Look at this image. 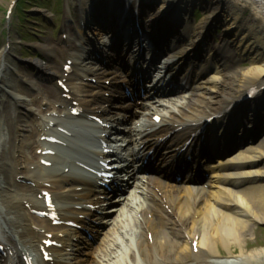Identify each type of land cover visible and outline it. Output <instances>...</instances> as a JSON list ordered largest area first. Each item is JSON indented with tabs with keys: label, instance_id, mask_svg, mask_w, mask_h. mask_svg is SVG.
Masks as SVG:
<instances>
[{
	"label": "bare ground",
	"instance_id": "obj_1",
	"mask_svg": "<svg viewBox=\"0 0 264 264\" xmlns=\"http://www.w3.org/2000/svg\"><path fill=\"white\" fill-rule=\"evenodd\" d=\"M133 1L129 4L125 3V0H81L84 8H81V13L84 10L85 15L92 18V23L88 21L90 25L87 27V32H82L78 22H75L80 39L77 40L78 44L71 43L70 46L75 50L83 48L85 42L94 34L100 38L117 34L127 42H130V39L141 42L139 35L130 33L128 29V24L132 23L128 14L130 10H134ZM193 5L202 6L204 9L205 16L200 22L190 21L187 15ZM138 6L141 8V3ZM152 6L156 8L152 9ZM140 10L143 14V24L147 23L149 40L166 48L167 60L173 66L169 68L170 77L183 69L182 80L189 81L190 70L194 66L200 69L195 85L191 87L188 83V92L182 97L183 100L176 101L175 111H168V118L164 119L162 124H181L198 128L204 119L220 114L239 100L252 86L264 84V0H148V4L142 3ZM175 10L178 14L174 13ZM173 13L175 15H170ZM216 21L223 24L221 41L219 44L206 43L212 31V24ZM100 24H107V27L113 28L103 32L97 29ZM157 25L163 28L161 33L157 31ZM69 28L66 26V31ZM119 30L123 32L121 35L118 34ZM30 33L37 35L34 32ZM66 33L70 35L69 32ZM11 49L10 44L0 51V82L10 86V92L7 93L10 99L15 96V103L28 108L25 100L16 97V92L21 89L7 80L9 70L17 68V65L10 68L5 64L8 58H16L11 54ZM42 51L46 60L39 57H29L27 60L32 69L38 70L43 76L46 74L48 78L65 77L69 80L70 75L65 76L59 64L56 63L52 68L50 61L47 60L50 54L70 56L68 50L43 46ZM86 58H88L87 54ZM67 59L72 61L74 75L81 77L78 84L67 83L69 99L62 96L64 91L56 87L38 85L29 73L20 71L27 77L28 82L42 89L44 105L48 110L53 108L55 102L68 112L71 102L76 101L83 106L88 102L92 103L89 108L95 111L100 106L96 103L99 86L93 85L89 79L92 77L95 80L100 79L102 70L97 67L96 61L93 66L80 67L79 57L71 55ZM169 64H166L167 70ZM19 76L23 77L20 72ZM149 94L147 91L146 96ZM263 102L264 94L261 99L248 104L249 111L246 105L243 113L236 120L219 126L221 134L226 135L231 141V146L236 144L238 140L236 134L240 132V136L247 140L216 164H211L208 177L202 180V183L207 184L206 189H202L200 184H196L195 187L185 185L187 182L180 185H166L164 181L167 179L169 169L160 165L157 168L161 172L148 176L153 178L150 179V183L160 192L159 196L154 195L157 204L151 214V221H145L140 228V212L137 223L133 224L131 222L133 219L124 214L120 227L128 229L121 231L126 235H120V243L115 245L112 243L113 248L121 252H118L116 264H227L229 262L264 264V247L258 249L251 245V240H248L253 234L254 226L264 223V128L257 132L252 120L253 117L254 120L256 118V122L260 121V118L261 121L264 120V107L261 106ZM51 120L57 121L54 118ZM247 120H249L247 122L249 128L244 131L243 123ZM9 121L0 123L6 130L0 151L2 177L0 205L1 211L6 214L4 224L11 221L12 228L7 226V229L13 234H9L1 226L0 230H2L3 244L12 251V254L6 252L0 259L3 260L0 264L13 262L22 264L23 260L17 256V253L26 254L27 247L33 249L39 257L38 247L43 238L40 229L43 225L32 216L30 218L28 212L30 208L37 207L38 200L28 196L26 190L33 192L36 185H26L22 188L15 182V176L21 175L28 177L29 180L37 179L34 170L39 168V165L34 163L33 154L26 163H23L19 156L24 147L31 148L33 145L27 126H22L26 132L21 134L23 140L20 144H13L17 136L16 127H19V122L23 121L22 117L20 115L11 117ZM214 122L218 125L223 119H216ZM58 123L63 128H67L65 122ZM174 129L172 128L171 131ZM156 130L153 125L145 129L146 133ZM41 131L44 135H46L45 131L49 133L52 131L58 138H63L62 134L54 129H41ZM246 132L249 134L248 137L243 134ZM187 134L188 130H185L182 134L176 135L173 143L179 142ZM48 144L44 141L39 142L41 148L50 146ZM28 165H33V169H29ZM76 186L80 185H71L65 191L67 202L76 204L72 196L84 197L81 186L78 190L80 192L75 190ZM190 194L195 195L190 196ZM24 202L29 204L27 208ZM163 205H168L172 215L163 208ZM131 235H134L133 244L126 243L131 240ZM14 238L18 239V243L23 248L18 249V243L13 240ZM193 243L196 244L193 246ZM111 253L114 252L112 250L103 252L106 257ZM78 263L82 264L79 261ZM54 264L58 263L54 260Z\"/></svg>",
	"mask_w": 264,
	"mask_h": 264
},
{
	"label": "rangeland",
	"instance_id": "obj_2",
	"mask_svg": "<svg viewBox=\"0 0 264 264\" xmlns=\"http://www.w3.org/2000/svg\"><path fill=\"white\" fill-rule=\"evenodd\" d=\"M40 3H49L51 10L54 13L53 22L50 23L51 16L47 11L37 10V8L34 7V5ZM76 4V0H0V51L3 50L4 46L6 47V45L11 44L12 49L10 52L16 58H8V60L5 61L6 67L9 65L10 68H13L14 65H17V68L9 70L10 74L7 75L8 81L15 83L20 87H22V85L17 83L18 81L28 83L26 82L27 77H25L19 69L20 66L26 68L27 65L24 63H19L17 60L23 59V61H25L29 60V57H43V53H41L43 46L45 48L51 47V49L57 47L67 49L66 44H70L69 40L67 39H71L73 41L78 33V27L73 26L75 25V20L77 21V11L75 9ZM70 10L72 11L71 15L69 14ZM38 11H41L42 13H39ZM41 14H45L46 16L41 17ZM204 16L205 14L202 15L198 14L197 12L194 20L196 22H200ZM66 19L70 23H67ZM66 23L71 27L69 30L70 35H68L66 33L67 31L64 30V25ZM214 24L215 28H218L217 31L220 32L219 28H221L223 24L219 22H215ZM30 32H34L37 35H34ZM74 33L76 34L75 36ZM64 36H66V38H64L65 43H59ZM17 41L19 43H16ZM72 50L73 49L70 50V53H72ZM65 59L66 56H58V54H55L53 56L50 55L47 60L50 61L51 66H54V63L58 62L61 64ZM18 70L20 74L23 75V77L19 76ZM43 81H39V85L50 87L54 84L53 80ZM33 89L34 91L31 92L32 95L29 93H24L23 89H21V92L17 97L24 98L26 101L32 103L30 96H34L35 100V96H38L37 94L42 91L38 86H35ZM9 90L10 86L8 87L5 85V83L1 82L0 123H3L5 120L10 122L9 120H11V117L15 111V107L11 100L9 101V107H2L3 103L1 102L10 99L7 96V93L10 92ZM43 102L44 101H42V106ZM31 105L33 106L35 104ZM32 111L33 112H28L30 114L39 113L37 107H32ZM25 114H27V112H25ZM27 116H29V114ZM26 118L27 120H30V117ZM3 139H5V129L4 126L0 124V150ZM23 154L29 156V150L26 149ZM253 229V234L248 237V240H251V245H254V247L262 249L264 247V225H256ZM227 264L231 263L229 262Z\"/></svg>",
	"mask_w": 264,
	"mask_h": 264
}]
</instances>
